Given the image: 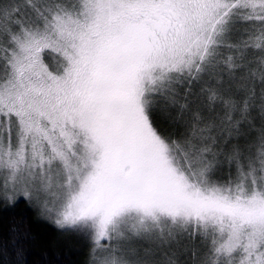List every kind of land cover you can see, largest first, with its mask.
<instances>
[{
    "label": "snow or ice",
    "instance_id": "snow-or-ice-1",
    "mask_svg": "<svg viewBox=\"0 0 264 264\" xmlns=\"http://www.w3.org/2000/svg\"><path fill=\"white\" fill-rule=\"evenodd\" d=\"M20 199L86 264H264V0H0Z\"/></svg>",
    "mask_w": 264,
    "mask_h": 264
},
{
    "label": "trees",
    "instance_id": "trees-1",
    "mask_svg": "<svg viewBox=\"0 0 264 264\" xmlns=\"http://www.w3.org/2000/svg\"><path fill=\"white\" fill-rule=\"evenodd\" d=\"M156 122L164 132L178 130L165 113ZM78 233L61 230L23 199L0 202V264H86L88 241Z\"/></svg>",
    "mask_w": 264,
    "mask_h": 264
},
{
    "label": "rangeland",
    "instance_id": "rangeland-1",
    "mask_svg": "<svg viewBox=\"0 0 264 264\" xmlns=\"http://www.w3.org/2000/svg\"><path fill=\"white\" fill-rule=\"evenodd\" d=\"M35 206V205H34ZM36 208H38L37 206H35ZM38 210H39V208H38ZM40 211V210H39ZM61 230H65V231H68V232H70V231H75V230H73V229H61ZM78 234H80V233H78ZM139 246V245H138Z\"/></svg>",
    "mask_w": 264,
    "mask_h": 264
}]
</instances>
